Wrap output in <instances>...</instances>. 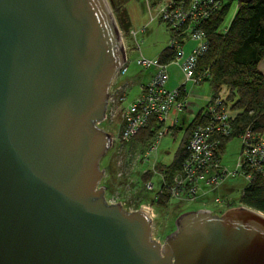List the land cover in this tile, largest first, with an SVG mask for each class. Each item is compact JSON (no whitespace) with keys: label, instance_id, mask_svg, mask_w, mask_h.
<instances>
[{"label":"water","instance_id":"obj_1","mask_svg":"<svg viewBox=\"0 0 264 264\" xmlns=\"http://www.w3.org/2000/svg\"><path fill=\"white\" fill-rule=\"evenodd\" d=\"M125 55L107 0H0V264H264V213L186 214L163 246L109 204L100 128Z\"/></svg>","mask_w":264,"mask_h":264},{"label":"built area","instance_id":"obj_2","mask_svg":"<svg viewBox=\"0 0 264 264\" xmlns=\"http://www.w3.org/2000/svg\"><path fill=\"white\" fill-rule=\"evenodd\" d=\"M220 6L219 0H164L161 3L158 18L170 33V42L166 49L175 54L169 63L161 62L158 58H146L141 52L142 45L137 41L138 31L131 29L128 32L135 39V46L131 49L139 53L136 63L145 70H154L155 73L147 84L142 86L141 94L127 107H122L126 101L123 91H119L114 98L111 94L109 96L106 118L109 113L113 115L114 108H120L122 142H129L141 130L150 126L157 128L158 142L176 127L178 117L186 110L189 99L196 89L204 84L197 73L199 59L209 49V41L203 26ZM145 30L146 27L141 32ZM119 32L125 55L124 63L116 74L121 77L128 73L130 47L126 41L127 33L120 28ZM189 42L194 46L190 54L186 55L185 45ZM171 65L179 67L184 81L178 87L169 90L167 84ZM189 88L191 90H188ZM201 119V122L193 127L185 146L187 156L179 169L170 176L167 172L161 174V187L158 193H168L171 200L195 203L213 192L226 191L230 178L239 175L249 184L257 175L264 177V133L255 134L248 129L239 137L241 151L238 163L235 171L230 172L223 165V155L220 153L223 139L230 137L233 132V116L225 99L220 95L208 99ZM115 142L116 138L111 137L110 148ZM153 149L152 147L151 153ZM152 186L150 181L147 189L152 190ZM106 201L115 204L114 199ZM216 202L223 207L224 198L218 197ZM153 206L150 201L140 204L138 208L148 215L152 223L157 218Z\"/></svg>","mask_w":264,"mask_h":264},{"label":"rangeland","instance_id":"obj_3","mask_svg":"<svg viewBox=\"0 0 264 264\" xmlns=\"http://www.w3.org/2000/svg\"><path fill=\"white\" fill-rule=\"evenodd\" d=\"M107 1L113 11L118 26L121 29L111 3L109 0ZM154 2V0H127L126 2V7L128 11H130L137 27L148 23V35H139L137 41L140 44L143 43L141 44L142 50L147 54L149 53V55L157 54L161 48L164 50L165 47H168L170 42V33L166 25L161 23L157 18L160 6L152 5V3L155 4ZM238 2L239 0H232L224 28L230 26L237 12ZM152 17L155 20L151 23L150 21ZM126 41L128 47H130L128 51L130 61V63H128V73L121 77L116 75L109 92L112 98L118 95L119 91L125 93L126 101L122 107H127L128 104L136 100L141 94L143 83H147L155 73L154 70H145L136 63L139 53L138 51L131 49L135 46V39L128 33ZM189 45L190 44H188L185 49L187 55L189 54ZM177 68L179 69L178 66L172 67L170 70L172 73L173 84L178 83L177 85L179 86L183 83L184 76H182ZM173 71H176L177 73H173ZM202 85L205 86V88L211 87L209 83H204ZM201 86L198 88L196 87L197 89L195 93L200 92L199 90ZM202 89H204V87H202ZM188 90H191V88ZM209 91L205 92V90H201V92L207 97L210 96ZM227 94L228 89L225 86L222 87L220 95L226 97ZM194 97L195 96L192 98ZM197 98L198 99L196 100L198 101L202 99L199 97ZM202 104L205 105V102ZM114 110L113 115L109 113L105 121L99 125L100 128L106 131L112 138H116L114 146L111 147L100 160V170L104 173V177L99 184V188L105 189L106 199H114L115 204L118 203L123 205V208L126 211L135 212L138 210L140 204L149 203L156 197V194L161 187V174L165 173V168L175 161L186 136V132L192 123L191 117L193 114L188 112L183 113L181 116L179 115L180 118L177 122L179 130H171L168 135L158 142L156 141L157 129L153 130L154 137L146 142H143L141 137H135L129 142H122L120 140V108H114ZM230 114L232 116L235 115L232 111H230ZM152 147L154 149L151 153ZM240 151L241 140L239 138L228 142L223 153L222 162L230 172H234L236 169ZM146 172H148V177L147 179H144ZM150 175L153 185L152 190H148L146 187V183L150 182ZM247 185V180L238 175L235 178H230L226 185V193L223 191L213 192L212 194L203 196L195 203H191L187 200H171L166 207L153 206L157 218L153 222L152 238L159 242L164 248L166 241L177 233V221L180 217L189 213H197L204 210L211 212L214 215L222 216L229 210L244 207L240 203V198ZM218 197L224 198L223 207L216 202ZM224 205H227V207H224Z\"/></svg>","mask_w":264,"mask_h":264},{"label":"trees","instance_id":"obj_4","mask_svg":"<svg viewBox=\"0 0 264 264\" xmlns=\"http://www.w3.org/2000/svg\"><path fill=\"white\" fill-rule=\"evenodd\" d=\"M117 16L121 30L128 33L131 29L130 17L126 7L127 0H109ZM155 5L164 0H154ZM220 8L204 23V31L209 41V49L199 59L198 75L204 83H209L213 97L220 95L222 87L228 89L226 97L222 96L233 115V132L223 139L220 153L233 139L239 138L250 129L255 134L264 133V75L259 69L264 60V0H239L237 12L230 24L224 28L232 0H219ZM174 52L165 49L160 61L169 63ZM221 96V95H220ZM198 115L186 132L182 146L175 161L167 166L170 176L175 173L187 156L186 143L193 127L201 122ZM155 127L141 130L136 137L143 142L154 137ZM178 131L179 129L173 128ZM148 172L144 175L147 179ZM151 181V175L149 177ZM148 182V181H147ZM146 183V187H147ZM154 206L166 207L171 202L168 193H157L151 200ZM240 203L251 209L264 213V177L255 176L244 188Z\"/></svg>","mask_w":264,"mask_h":264},{"label":"crops","instance_id":"obj_5","mask_svg":"<svg viewBox=\"0 0 264 264\" xmlns=\"http://www.w3.org/2000/svg\"><path fill=\"white\" fill-rule=\"evenodd\" d=\"M152 5H155V4H153L152 3ZM159 6H160V4H158ZM128 10V9H127ZM128 14H129V17H130V23H131V29L132 30H135V31H138V35H137V37L139 36V35H148L147 34V31H148V23H145V24H143V25H140V26H138L137 27V24H136V22L134 21V19H133V17H132V15H131V13H130V11H128ZM158 18V17H157ZM159 19V18H158ZM155 19L152 17V19H151V23L154 21ZM146 27V30L144 31V32H141V30H143V28H145ZM130 29V30H131ZM151 38V37H150ZM141 44H143V43H141ZM188 44H192L191 46L189 45V54H190V52H191V50H192V47H193V43H191V42H189V43H187L186 45H185V49H186V46H188ZM166 49V47L164 48V50ZM164 50L161 48L160 50H159V52L157 53V54H151V55H149V53L147 54L146 52H144L143 50L141 51L142 52V54L146 57V58H148V59H156V58H160V56L162 55V53L164 52ZM186 51V50H185ZM188 54V55H189ZM186 55H187V53H186ZM177 65H171L170 67H169V73H170V79H169V82H168V84H167V88L169 89V90H172V89H174V88H176V87H178V83H176V84H173V82H172V73H171V70H170V68H172V67H176ZM178 69V68H177ZM259 69H260V71L262 72V74L264 75V60L261 62V64H260V66H259ZM179 70V72L182 74V72H181V70L180 69H178ZM177 70V71H178ZM173 73H177L176 71L174 72L173 71ZM182 76H183V74H182ZM150 80V79H149ZM183 80H184V77H183ZM183 82V81H182ZM145 84H147V83H143V85H145ZM207 84V83H206ZM204 87V89H202V88H200V92H196L193 96H195L194 98H190L189 99V103L187 104V107H186V110L185 111H183L181 114H180V116L183 114V113H191V114H193V116L191 117V120H192V122L195 120V118L198 116V115H200V114H202V112H203V110L205 109V107H206V105H207V101H208V99H210L212 96H213V90H212V88L211 87H207V88H205V86H203ZM209 89H210V91H209ZM201 90H205V92L206 91H209V97H207V96H205V94L204 93H202L201 92ZM211 93V94H210ZM192 96V97H193ZM197 97H199V98H202L200 101H198V100H196V99H198ZM192 99H195V100H192ZM205 102V105H203L202 103H204ZM180 116L178 117V120H179V118H180ZM178 120H177V122H178ZM175 129H178V127H177V124H176V127H175ZM224 193H226V191H223ZM223 195V194H222Z\"/></svg>","mask_w":264,"mask_h":264}]
</instances>
